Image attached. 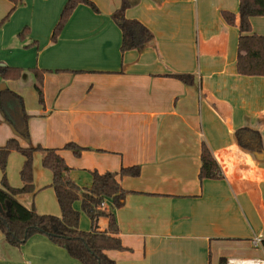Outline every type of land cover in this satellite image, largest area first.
Listing matches in <instances>:
<instances>
[{
	"label": "crops",
	"instance_id": "obj_1",
	"mask_svg": "<svg viewBox=\"0 0 264 264\" xmlns=\"http://www.w3.org/2000/svg\"><path fill=\"white\" fill-rule=\"evenodd\" d=\"M92 1L98 11L81 3L53 41L67 0H23L6 21L13 3L0 0V62L24 68L5 84L30 114L23 137L0 108V146L16 138L25 147L57 148L79 185L51 186L37 150V192L17 199L93 233L117 264H219L222 256L228 264H264V250L253 245L264 239V76L237 72L239 29L222 17L229 10L238 22L239 0H130L126 17L154 38L125 52L113 18L122 0ZM251 24L252 33L264 35V16ZM23 27L31 30L27 41L19 40ZM34 68L46 70L43 105ZM176 73L192 74L193 82ZM243 126L261 133V152L239 145L235 131ZM69 142L84 148L80 156L65 147ZM203 142L222 178L200 180ZM24 159L17 151L8 156L13 187L23 185ZM132 165L138 176L118 177L127 191L123 205L87 189L93 171ZM0 264L81 263L44 234L14 247L0 231Z\"/></svg>",
	"mask_w": 264,
	"mask_h": 264
},
{
	"label": "trees",
	"instance_id": "obj_2",
	"mask_svg": "<svg viewBox=\"0 0 264 264\" xmlns=\"http://www.w3.org/2000/svg\"><path fill=\"white\" fill-rule=\"evenodd\" d=\"M13 5L5 19L23 0H11ZM81 3L89 5L93 10L98 11L92 0H67L60 18L53 30L52 38L56 40L64 28L70 15ZM131 5L130 0H122L120 8L113 14V18L122 32V52L139 48L153 40V32L141 21L128 18L125 10ZM264 16V0H239V18L237 22L236 13L229 10H222V17L228 23L238 26L239 38L237 45L236 69L239 74L247 76H264V35L252 33L251 17ZM28 28L25 27L18 34L25 37ZM45 69L34 68L36 77L35 89L38 94L39 103L44 104L43 82ZM22 69L17 66L0 64V77L3 79L0 87V108L7 121L15 131L23 136L29 135L30 114L25 108L23 96L9 88L5 81L8 79H19ZM186 84L193 82V75L189 73L172 74ZM235 137L243 148L261 152L263 141L261 133L248 126H243L235 131ZM80 156L83 147L74 142L65 145ZM42 152V165L52 172L51 186L56 189L68 187L79 188V185L71 178V167L57 148H45L42 146L25 147L16 138H9L0 146V169L3 173L2 184L0 185V231L4 234L6 241L14 247H20L34 234L46 235L53 243L64 248L71 257L77 259L81 264H117L109 257V247L98 242V238L91 232L81 231L69 226L63 217L48 213H39L35 206L27 207L17 199L19 193H35L37 189L33 181V158L35 151ZM12 151H17L24 156V163L20 170V177L23 182L21 187L11 186L6 179L8 156ZM140 167L132 165L122 167L119 172H92V183L87 187L91 192L112 198L115 206L123 205L127 191L119 183V176H138ZM223 172L214 158L211 150L205 142L202 143L201 166L199 171L200 180L210 178L219 179ZM64 206V204H62ZM111 232H117L116 224L109 226ZM261 248L264 250V239L261 241ZM219 264H228L226 257H221Z\"/></svg>",
	"mask_w": 264,
	"mask_h": 264
},
{
	"label": "rangeland",
	"instance_id": "obj_3",
	"mask_svg": "<svg viewBox=\"0 0 264 264\" xmlns=\"http://www.w3.org/2000/svg\"><path fill=\"white\" fill-rule=\"evenodd\" d=\"M24 2H25V0H24ZM9 18V17H8ZM8 18H4V20L3 21H6ZM4 24H0V27H2ZM24 30V27L23 28H21V30L20 31H18V34L20 33V32H22ZM30 28H28V33L26 34V36L25 37H20L19 36V40L20 39H22V40H24V39H26L27 37H29V35H30ZM51 39L54 41V39L52 38V36H51ZM25 41V40H24ZM26 41H27V39H26ZM31 43H36V40H33V42H31ZM39 45V41H37V43L34 45V46H36V45ZM31 47H33V46H30V47H27L26 49H29V48H31ZM0 64H2V65H9V64H7V63H5V62H0ZM9 66H12V65H9ZM21 69H22V73H23V71H24V68H22V67H20ZM22 76V75H21ZM21 78V77H20ZM19 78V79H20ZM2 78L0 77V83H2ZM8 80H12V79H8ZM8 80H6V81H8ZM15 80H17V79H15ZM6 81H5V83H6ZM36 90V89H35ZM37 92V91H36ZM38 95V94H37ZM37 98H38V96H37ZM38 101H39V99H38ZM2 172V171H1ZM2 178H3V173H2Z\"/></svg>",
	"mask_w": 264,
	"mask_h": 264
},
{
	"label": "built area",
	"instance_id": "obj_4",
	"mask_svg": "<svg viewBox=\"0 0 264 264\" xmlns=\"http://www.w3.org/2000/svg\"><path fill=\"white\" fill-rule=\"evenodd\" d=\"M262 241V239L260 238V237H255L254 239H253V245L254 246H260L261 245V242Z\"/></svg>",
	"mask_w": 264,
	"mask_h": 264
},
{
	"label": "water",
	"instance_id": "obj_5",
	"mask_svg": "<svg viewBox=\"0 0 264 264\" xmlns=\"http://www.w3.org/2000/svg\"><path fill=\"white\" fill-rule=\"evenodd\" d=\"M0 87L3 88L4 87V84H1ZM0 208H1V205H0Z\"/></svg>",
	"mask_w": 264,
	"mask_h": 264
}]
</instances>
